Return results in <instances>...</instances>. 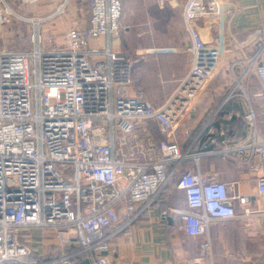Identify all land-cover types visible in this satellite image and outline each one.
<instances>
[{"label":"built area","instance_id":"2783aa9c","mask_svg":"<svg viewBox=\"0 0 264 264\" xmlns=\"http://www.w3.org/2000/svg\"><path fill=\"white\" fill-rule=\"evenodd\" d=\"M69 2L60 0L46 15L25 16L0 0V28L25 22L31 43L23 50L0 49V264L35 263L24 261L31 254L25 237L31 228L100 234L95 243L38 263L78 264L84 252L111 235L104 232L117 205L139 204L113 233L137 219L174 177L185 208L170 210L180 216L185 233L205 238L189 264H213L209 221L236 217L231 201L243 205L248 200L230 194L229 184L198 167L179 172L181 162L193 158L198 164L210 150L192 155V145L183 150L173 137L175 122L214 76L224 50L204 40L197 22L216 18L224 9L232 11V1L184 0L181 18L191 62L159 106L135 83L136 50L119 44L122 1L86 0L85 18L71 14ZM256 38L261 39L257 50L231 62L233 83L224 102L237 91L249 101L243 81L251 75L264 91V27L254 31L247 44ZM243 118L252 128V141L234 150H248L264 162V138L257 141L256 111L250 104ZM148 121L165 136L157 150L145 145L150 139ZM204 129L209 136L206 125L199 136ZM219 136L221 143L227 142L226 130ZM257 191L264 197V174L257 177ZM89 261L108 264L105 255Z\"/></svg>","mask_w":264,"mask_h":264},{"label":"crops","instance_id":"0c3cea01","mask_svg":"<svg viewBox=\"0 0 264 264\" xmlns=\"http://www.w3.org/2000/svg\"><path fill=\"white\" fill-rule=\"evenodd\" d=\"M43 1L50 3V6L46 5L50 8L48 10L50 13L60 0ZM133 1L129 0V2ZM141 1L146 5L151 3V0ZM231 1L232 15H227L228 12L223 11L216 18L197 22L204 40L224 50L214 76L205 83L198 97L175 122L173 139L183 150L192 145L190 149L192 155L210 150L209 153H204L200 157L198 164L193 158L182 162L179 172L194 171L198 167L206 176L229 184L230 194L245 195L248 200L243 205L236 199L231 201L238 214L236 217L209 221L208 234L213 264H264V197L257 191V177L264 174V162H261L256 154H250L248 150H234L237 146L252 141V128L243 118L249 104L256 111L257 141L264 138L262 84L254 75H251L247 81H243L249 101L238 91L225 102L223 101L233 83L229 70L231 62L248 58L261 43L259 38L248 44L246 41L254 31L264 27V0ZM183 2L184 0H167L165 5L160 2L157 5L159 11L165 9V13H174L178 16L185 33L179 36L180 44L140 46V48L148 49L138 53L143 57H138L134 64L133 78L136 85H139L138 87L144 93L146 92V96L148 94L157 106L161 105L163 100L173 92L191 62L190 52L187 51L190 41L181 18ZM68 9L71 14L85 18L86 0H70ZM148 10H153L151 4L148 5ZM123 11L125 12L124 16L122 14L124 20L119 44L122 43L127 49L137 48L134 46L138 45L133 42V45H128L130 44L128 43V23L136 24L134 21L136 18L132 17L133 12L128 10V0H124ZM150 17L151 15L147 14L144 20H149ZM154 42L161 43L159 39H155ZM95 43L96 41H91V44ZM219 69L221 72L219 76H216ZM201 121L209 129V136L205 131L201 138L202 134L199 136L200 131H198L185 144V139ZM148 125L150 139L145 145L157 150L158 142L165 136L154 122L148 121ZM222 129L226 130L228 135L225 143L220 142L219 131ZM137 133L138 138L142 139V133L140 131ZM210 138L216 139L217 142H210ZM202 139L205 151L196 148ZM225 147L231 150L217 151ZM165 168L169 169L170 166L166 165ZM171 180L174 183L172 182L166 190ZM171 180L155 202L137 219L113 233L124 224L128 215L136 207L134 204L129 207L116 206L111 212L112 223L104 232L106 235H111L98 242L90 252H84L78 258L79 262L85 258L93 259L96 256L105 255L108 264H189L199 254L200 244L205 238L202 235L185 233L181 228L180 216L170 210L185 208L184 195L175 187L176 177ZM174 192H180L182 197L178 204H175L171 198ZM244 208H248L251 212L241 215ZM25 237L30 245L31 254L26 256L24 261L35 262L34 264L59 258L65 253L84 248L85 244L100 240V234L96 232L77 231L72 228H66L61 232L53 228H31L25 231Z\"/></svg>","mask_w":264,"mask_h":264},{"label":"rangeland","instance_id":"374dc122","mask_svg":"<svg viewBox=\"0 0 264 264\" xmlns=\"http://www.w3.org/2000/svg\"><path fill=\"white\" fill-rule=\"evenodd\" d=\"M122 1V11L124 9V0ZM136 1V2H134ZM133 2H129L128 0V10L132 11V17H135L136 19L134 20L136 24H129L128 23V45H133L132 42L135 45L134 46L137 48H133L132 50L134 51L133 57L136 59L140 57L141 55L138 53H142L144 49L148 48H140V46H155V45H179L180 44V34L184 33V29L181 27L180 22L178 20V16H176L174 13H165L164 10L159 11L157 9V5L160 3H165L167 0H151V7L153 10H148V5L146 3L142 2L141 0H134ZM183 1V0H182ZM5 2L10 5L11 9L14 10L16 13L25 15V16H33V15H40V14H48L49 13V7H46V5L50 6V3L45 2L43 0H36L31 3H24L22 0H5ZM132 3V4H131ZM156 8V9H155ZM231 10V9H230ZM225 12H228L227 15H232V11L224 9ZM123 11V16H124ZM150 14L151 17L146 20H144L145 15ZM123 16L120 19V25H121V30H120V37L122 33V27H123ZM131 17V18H132ZM134 19V18H133ZM145 24H142V23ZM147 23V24H146ZM29 25L25 22H14L10 25H6L0 28V49H15V50H23L27 49L30 47L31 43L29 41ZM155 39H159L161 43L154 42ZM122 47V43H120ZM143 49V50H142ZM137 53V54H135ZM143 57V56H141ZM142 60V59H141ZM135 61V63H136ZM142 62V61H141ZM140 62V64H141ZM221 62V61H220ZM134 63V64H135ZM139 64V66H140ZM134 68V65H133ZM219 72L221 70H218V73L216 76H219ZM30 81L33 82L34 78L31 77ZM139 86V85H138ZM177 86V85H176ZM146 93V92H145ZM171 94V93H170ZM169 94V96H170ZM147 96L150 98V96L147 94ZM168 96V97H169ZM165 98L162 102V104L168 99ZM150 101L153 106H157L150 98ZM203 121L200 122V124L196 127L193 132L191 131L190 136L185 139V144L189 141L190 137L194 136L198 131H201L205 125H203ZM201 129V130H200ZM205 133V129L202 131L201 138H203ZM203 139L199 144L197 145V150H203L204 148V143ZM194 148V147H193ZM194 151V150H193ZM184 162V161H183ZM182 164V162H181ZM181 164L179 165V169L181 168ZM173 182L171 180L168 185L166 190H168L170 184ZM174 183V182H173ZM163 192V191H162ZM161 192V193H162ZM171 198L173 199V202L175 204L179 203V200L181 197L180 192H174L171 195ZM136 206L135 208L138 207V203H134ZM119 206V205H117ZM133 210H136V209ZM129 210V209H128ZM115 225V224H114ZM71 235V234H70ZM76 235V233H75ZM63 238V236H61Z\"/></svg>","mask_w":264,"mask_h":264},{"label":"water","instance_id":"95a60500","mask_svg":"<svg viewBox=\"0 0 264 264\" xmlns=\"http://www.w3.org/2000/svg\"><path fill=\"white\" fill-rule=\"evenodd\" d=\"M78 264H90L89 259L85 258L83 260H81Z\"/></svg>","mask_w":264,"mask_h":264}]
</instances>
